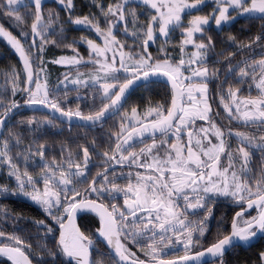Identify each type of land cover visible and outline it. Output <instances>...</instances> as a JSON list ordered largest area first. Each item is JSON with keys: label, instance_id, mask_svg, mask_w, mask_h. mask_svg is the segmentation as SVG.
Instances as JSON below:
<instances>
[{"label": "snow or ice", "instance_id": "6c2138e0", "mask_svg": "<svg viewBox=\"0 0 264 264\" xmlns=\"http://www.w3.org/2000/svg\"><path fill=\"white\" fill-rule=\"evenodd\" d=\"M136 2L142 11L131 6L133 0L107 6L103 0H90L89 11L79 15L75 0H56L67 15L64 20L60 11L45 10V0H0V19L9 22L0 23V40L21 65L4 71L0 84V173L6 179L0 196H23L38 205L46 219L32 222L44 229L45 239L51 235L55 241L39 244L37 251L16 231L0 228V257L10 264H63L61 257L70 264H203L206 256L225 264L227 248L264 234V0H213L211 11L195 15L207 0ZM238 17L259 20L260 30L247 42L227 37L235 51L216 53L221 59L215 63L227 65L221 80V69L208 66L216 45L206 29L213 20L221 28ZM65 24L84 26L95 38L81 35L63 43ZM121 25L123 40L117 32ZM57 26L60 38L51 39ZM177 29L181 38L170 45ZM157 40L161 43L154 54L150 46ZM49 47L71 54L49 60ZM245 52L247 56L236 60ZM50 64L67 69L54 87ZM85 66L88 71H79ZM233 74L239 86L225 88ZM158 78L166 85L162 102L149 101L143 109L132 104L121 111L135 85ZM69 84L78 101L91 100L87 113L79 103L63 106ZM245 84L248 94L242 95ZM81 90L87 95H79ZM36 106L49 114L12 123L22 108ZM116 115L118 130L107 134L102 151L93 139L76 152L62 144L60 156L49 159L48 145L37 140L45 125L59 127L67 121L71 126L75 120L95 126ZM24 128L32 134L26 146ZM137 143L143 145L139 150ZM256 153L259 162L254 167ZM94 155L103 167L91 173ZM221 199L238 210L230 231L218 232L205 247L201 240ZM82 212L98 218L94 231L77 224ZM200 213L199 219H191ZM10 215L0 207V216ZM22 219L16 214L13 227ZM101 242L109 251L97 247ZM254 255L250 264H264V246Z\"/></svg>", "mask_w": 264, "mask_h": 264}, {"label": "trees", "instance_id": "16d2710c", "mask_svg": "<svg viewBox=\"0 0 264 264\" xmlns=\"http://www.w3.org/2000/svg\"><path fill=\"white\" fill-rule=\"evenodd\" d=\"M105 6L109 2H115V0H103ZM76 3V13L79 15H83L84 13L89 11V4L90 0H75ZM132 7H137L139 10H143L142 6L140 4L132 3ZM45 8H52L60 11L61 18L64 19L66 17V13L63 12L62 8L57 7L53 2H46L44 4ZM212 4L207 2V6L203 7L201 10L194 11L192 14H206L212 9ZM22 10V9H21ZM94 10V9H93ZM141 20L144 19V16L140 17ZM188 17L185 16L184 20L185 23L187 22ZM5 26H9V22L7 20H3ZM66 25V37L67 39L65 41H71L72 39H79L81 35H88L90 38L92 37L89 31H86L82 28H78L75 26H72L70 24ZM120 27L123 28V25ZM129 28L131 30V25H129ZM13 30V29H12ZM260 30V21L259 20H250L247 17H238L235 21H233L229 25H224L221 28H217L215 24H213V21L210 23L209 26H207L206 29V35H210L213 37L215 41V51L210 55L208 66L210 68H220L221 69V80L224 79V69L227 68L226 64H218L215 63V61L221 59L216 53L221 52L222 50L225 52V54L228 51H235V48L232 46L231 42L227 40V37L229 35L235 36L237 42H247L249 37L254 36L257 34ZM118 32V38L123 40L124 36L119 35ZM93 38V37H92ZM180 32L179 29H177L175 32L171 34L170 38V45H176L178 44V41L180 40ZM199 39V37H198ZM64 42V41H63ZM131 43V40L128 41ZM161 41L157 40L155 44H152L150 46V50L155 54L156 49L159 47ZM80 52L83 55H86V49L82 46H80ZM191 49H189L190 51ZM169 51H173L172 47H169ZM70 51H64L62 48L57 47H49L47 50V56L46 59H52L56 56H59L61 54H69ZM175 55H179V49L178 47L175 49ZM248 54L240 53L236 56V60H240L242 56H247ZM254 58H259V55L257 54ZM235 63V61H233ZM16 65L17 67H21L19 64L18 58L15 55V53L2 41L0 40V83L3 81L2 73L4 71H7L10 66ZM49 74H50V85L53 86V83L55 82L54 77L55 75H60L62 73V68L58 67L56 65H48ZM229 85L233 87L239 86L236 81L234 80V74L233 76H229L227 81L224 84V87L227 88ZM217 86V82H213L210 85V88L212 89V94L215 93ZM64 89H61L60 95L63 96ZM166 93V85L164 83V78H158L154 80L152 83L149 84H142L138 86L127 98V100L124 103L123 108L129 109L132 104H137L141 109H143L145 106L148 105L149 101L151 102H162L164 96ZM242 95L248 94L247 85H243V92ZM253 94H255V91L253 90ZM78 93L74 88H68V96L64 107H72L75 108L77 104L79 103L81 105L82 110L87 113L92 106L91 100H80L78 101L76 99ZM79 95L85 96L87 93L84 92V90H81ZM19 99V97H17ZM97 105H99V100H97ZM213 107L215 108L216 105L214 104ZM48 111H44L41 109H33V108H22L18 115H15L12 118V123H15L16 121L20 119H27L29 117H43L45 115H48ZM118 122H119V116H111L105 121L102 122V124H97L95 126H81V125H69L66 121L60 125L59 127H52L45 125L42 129L41 134L37 136L38 142L46 143L48 145V158L50 159L53 156H56L57 158L60 156L61 152V145H65L68 149H70L73 152H76L79 148V145L84 144L86 141L88 143H91L93 139L97 141V143L100 145V148L98 151H102L103 148L106 146L105 142L107 141V134L110 131L118 130ZM57 124L59 125L60 122L57 121ZM114 124L116 125L114 127ZM7 130V126L5 128V131ZM24 132V146H26L30 140L32 139V134L28 132L26 128L21 129ZM240 130H245L244 128H240ZM248 129H246L247 131ZM235 141V139H233ZM151 140H146L145 143H149ZM236 142V141H235ZM143 145L140 143H137L135 145V148L139 150L140 147ZM15 151V150H14ZM259 153H256L254 157V167L259 162ZM82 155V153H81ZM91 173H95L100 168H102V164H100V158L97 156H93L92 163L89 166ZM38 169V168H37ZM91 177H89L90 179ZM6 182L5 176L3 173H0V184H3ZM7 183L14 184V181L11 179L7 180ZM0 207H6L8 211L11 213L10 216H0V228L12 232L16 231L18 235H21L25 238V240L33 245V248L37 251L39 250L37 246L39 244L48 243L50 246L55 243L54 239L51 235L45 239L43 237V228L37 227L35 224H33V220H41L46 219L45 214L43 211L36 205L22 199L20 196H0ZM237 210L233 205H228L225 203H218L214 207V215L209 220V231L206 233L205 237L202 238L201 243L206 247L209 243H211L217 236L218 232H223L224 234H227L229 232V224L231 222V217L234 215V212ZM16 214H20L25 219L20 220L16 227H13L14 223V217ZM48 223H51L50 220L47 221ZM78 224L81 227L83 231L88 232L89 230L94 231L96 227H98L99 221L97 217L91 214H83L79 217ZM57 235V233H56ZM264 246V236L260 238V240L250 246L248 249H243L241 247H233L231 248L225 255L224 260L225 264H250V261L255 260V253L258 252L261 247ZM103 252H107L105 247L99 243L97 245ZM95 255V253H94ZM101 258V257H97ZM61 260H63V264H70V262L66 259L61 257ZM102 259H107L106 257H102ZM217 262H211L206 264H214ZM0 264H10L9 261L6 259L1 258ZM35 264V260H34Z\"/></svg>", "mask_w": 264, "mask_h": 264}, {"label": "rangeland", "instance_id": "374dc122", "mask_svg": "<svg viewBox=\"0 0 264 264\" xmlns=\"http://www.w3.org/2000/svg\"><path fill=\"white\" fill-rule=\"evenodd\" d=\"M46 2H53L57 7H60L57 3H56V0H45V3ZM207 2H209L210 4H212V6H213V0H207ZM133 3H135V4H138L137 2H136V0H133ZM50 8V7H49ZM49 8H45V10L47 11V9H49ZM61 8V7H60ZM21 11H24V9H22ZM67 19V15H66V17L64 18V20H66ZM0 23H4V21H3V19H0ZM29 23H30V21H29ZM213 24H215L214 23V20H213ZM70 25H72V24H70ZM72 26H75V27H78V28H82V29H84V30H86V31H89V29H87V28H85L84 26H80V25H72ZM64 27H65V29L67 28L66 27V25H64ZM13 31L15 32L16 30L15 29H13ZM117 31H119V32H122V27H119L118 29H117ZM59 32V26H57L56 27V31L53 33V35L50 37L51 39H59L60 37L57 35V33ZM90 32V31H89ZM90 34H91V36L93 37V38H95V36H94V33H91L90 32ZM64 35L66 36V34L64 33ZM91 37V38H92ZM3 41V40H2ZM4 42V41H3ZM69 42H71V41H69ZM99 42V41H98ZM5 43V42H4ZM63 43H68V41H64ZM6 44V43H5ZM7 45V44H6ZM8 46V45H7ZM82 47H84L85 49H86V47L85 46H83V45H81ZM9 47V46H8ZM71 53H69V54H61V55H70ZM82 54V53H81ZM85 54H86V52H85ZM16 55V54H15ZM60 56V55H59ZM86 56V55H85ZM56 57H58V56H56ZM18 58V57H17ZM50 60V59H49ZM57 66V65H56ZM58 67H61L62 68V73H65L66 71H67V69L65 68V67H63V66H58ZM89 70V67L88 66H85V67H81L80 69H79V71H82V72H84V71H88ZM48 71H49V69H48ZM73 71H75V70H73ZM51 72V71H50ZM49 72V73H50ZM61 73V74H62ZM55 75V77H54V80H55V82L53 83V87L54 86H56V84H57V79L58 78H61L62 79V75ZM2 83H4V80L3 81H1V83L0 84H2ZM68 88H73L72 87V85L71 84H69L68 85ZM61 89H63V86H61ZM222 111V110H221ZM225 123H227L226 121H225ZM243 131V130H242ZM244 131H246V129L244 130ZM150 143V142H149ZM237 147V143L234 141V140H232V149L233 150H235V148ZM257 155H259V154H257ZM225 162H227V161H225ZM30 171H39V169H29ZM126 171V170H125ZM119 183H124V181H119ZM22 199H24V200H26V201H28V202H30V203H32V204H34V205H36L34 202H32V201H30V200H28L27 198H25V197H23V196H20ZM120 203H122V200L120 201ZM218 203H225V204H228V205H231L232 206V203L230 202V201H228V200H223V199H221V200H219L216 204H218ZM36 206H38V205H36ZM39 207V206H38ZM40 208V207H39ZM238 210V209H237ZM236 210V211H237ZM252 214H255L254 212L252 213ZM203 215V213H200L198 216H192L191 217V219H193V220H197V219H199L200 218V216H202ZM231 223V222H230ZM208 226H209V223H208ZM229 226H230V224H229ZM230 228V227H229ZM197 250H200V249H197ZM1 259V258H0ZM214 264H218V262L217 263H214Z\"/></svg>", "mask_w": 264, "mask_h": 264}, {"label": "water", "instance_id": "95a60500", "mask_svg": "<svg viewBox=\"0 0 264 264\" xmlns=\"http://www.w3.org/2000/svg\"><path fill=\"white\" fill-rule=\"evenodd\" d=\"M142 84H144V82H139L137 85H135L131 90H130V93H129V95L138 87V86H140V85H142ZM129 95H128V97H129ZM127 97V98H128ZM127 100V99H126ZM125 100V101H126ZM125 103V102H124ZM33 109H41V110H44V111H48L47 109H44V108H42V107H40V106H36L35 108H33ZM109 117H111V116H109ZM109 117H107L106 119H108ZM105 119V120H106ZM104 120V121H105ZM67 122V121H66ZM68 123V122H67ZM71 125H81V126H86V125H84L82 122H80V121H73L72 122V124ZM83 214H91V215H94L95 216V214L94 213H90V212H82V213H79L78 214V217H77V224H78V220H79V217L81 216V215H83ZM98 219V218H97ZM231 224V223H230ZM79 225V224H78ZM230 227V226H229ZM229 231H230V228H229ZM57 235H58V231H57ZM264 236V234H260V233H258L257 234V236L253 239V240H251V241H248V242H236L235 244H234V246H232V247H229V248H227L226 249V251H225V254L231 249V248H233V247H241V248H243V249H248L250 246H252L253 244H255V243H257L259 240H260V238H262ZM96 239L97 240H99L100 238L97 236L96 237ZM101 244L105 247V249H106V251H109L108 249H107V247H106V244H104L103 242H101ZM0 258H3V259H6L5 257H0ZM7 260V259H6ZM202 261H203V264H206V263H211V262H213V259L212 258H210V257H203L202 258ZM10 262V261H9Z\"/></svg>", "mask_w": 264, "mask_h": 264}, {"label": "flooded vegetation", "instance_id": "af4514ba", "mask_svg": "<svg viewBox=\"0 0 264 264\" xmlns=\"http://www.w3.org/2000/svg\"><path fill=\"white\" fill-rule=\"evenodd\" d=\"M126 170V169H125ZM119 182V181H118Z\"/></svg>", "mask_w": 264, "mask_h": 264}]
</instances>
